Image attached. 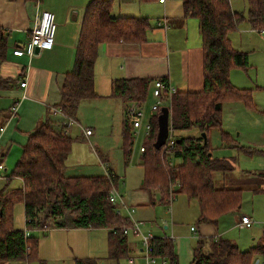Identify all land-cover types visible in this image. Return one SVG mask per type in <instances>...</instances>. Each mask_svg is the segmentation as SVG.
Returning <instances> with one entry per match:
<instances>
[{
	"label": "trees",
	"instance_id": "1",
	"mask_svg": "<svg viewBox=\"0 0 264 264\" xmlns=\"http://www.w3.org/2000/svg\"><path fill=\"white\" fill-rule=\"evenodd\" d=\"M37 4L40 0H27ZM112 0H91L85 8L75 48L73 68L65 76L61 99L55 110L62 117L74 119L77 108L84 100L96 97L94 92V64L102 44H141L151 28L150 20L136 17H113ZM183 18L198 22L202 52V90L175 92L169 106L164 105L150 115V131L143 138L140 155L143 168L142 189L162 195L168 203L170 193L183 194L199 208V224H216L218 220L241 208L242 189L215 188L214 172L231 171L226 160L213 158L206 136L210 129L220 128L222 106L228 102L250 104V93L236 90L230 82V72L245 68L247 54L232 48L229 35L242 22L257 32L264 29V0H247V16L233 11L228 0H183ZM7 36L0 29V59L6 54ZM152 79H119L112 82L111 96L124 102L146 100ZM162 110V112H160ZM165 110V113H163ZM51 112V110H50ZM166 114V115H165ZM8 115V114H7ZM164 115L170 133L196 129L198 137L177 136L173 155L180 164L169 166L166 158V140L159 141ZM6 116L0 111V117ZM165 118V117H164ZM1 125V124H0ZM226 138V135H222ZM123 159L129 161L133 139L123 131ZM73 140L64 125H55L46 118L39 121L28 134L20 159L10 179L21 180V187L0 190V264L31 260L38 254V239L24 235L13 227V210L22 204L26 229L37 226L35 215L44 207L50 208L52 218L65 214L72 217L69 223L76 229H106L108 264H119L129 255L128 217L119 215L117 207L109 201L111 184L104 176L68 177L65 161L71 152ZM114 180V179H113ZM114 184V182H113ZM176 189V190H175ZM45 236V234H44ZM153 255L165 259L167 264H178L173 242L167 238H151ZM264 254V235L260 243L247 251H240L228 240H214L206 244L199 237L189 264H252L256 254ZM75 264H105L99 259H75Z\"/></svg>",
	"mask_w": 264,
	"mask_h": 264
},
{
	"label": "crops",
	"instance_id": "2",
	"mask_svg": "<svg viewBox=\"0 0 264 264\" xmlns=\"http://www.w3.org/2000/svg\"><path fill=\"white\" fill-rule=\"evenodd\" d=\"M90 1L40 0L35 4L27 0H0V29L7 36L6 54L3 59H0V111L6 114L3 116V120L0 117V190L21 187V180L9 177L21 157L23 147L28 141V134L35 125L46 118H49L53 124L55 119H60L57 115L59 113L54 109L60 102V90L65 76L73 68L75 48L83 15ZM182 1L112 0L110 13L113 17L147 18L150 20L151 26L146 33V41L141 44H102L98 49V56L94 64V92L97 95L95 100L107 103V107L113 109V114L118 115L120 111L116 101L122 102L120 98L117 100L118 97L111 96V85L115 80L152 79L154 81L162 79L167 81L175 92H199L202 90V52L198 22L194 18H183ZM228 1L232 10L238 12L235 9L234 1ZM38 11H48L54 15L56 31L52 48L42 50L39 55L30 60L25 57L13 56L12 50L29 38ZM23 81L26 82V85L21 87L20 82ZM152 85L153 82L150 85L149 94L152 92ZM110 100L112 101L107 102ZM124 104L125 102L122 103L120 111L121 118H123ZM59 115L62 117L61 114ZM164 117H162L164 122L159 141H167L171 136L177 138L175 133L169 134L167 117L165 115ZM75 118L74 120H76ZM91 130L95 132L94 128ZM192 130L197 131L196 129ZM67 134L70 136L69 130ZM198 136L199 133L192 137ZM172 157L177 161V165L180 164L178 158H175L173 154ZM227 162L232 167L231 163ZM136 167L142 171L136 181L139 187L128 190L124 196L117 194L127 205L128 211L132 210L131 219L144 226L147 221L151 220L152 214L153 218L157 219L156 212H154L155 207L159 204L163 205V202L161 193H150L141 188L143 184L141 160L138 161ZM107 170L116 181L118 177L114 172L110 168ZM263 180L264 172L258 173L257 177L255 175L250 177V182H256L252 184L258 185L257 189H253L254 191L264 190L260 187L261 183H258ZM114 188L117 192L115 185ZM181 202L183 203L184 200ZM185 204V207L188 206L191 209L193 215L196 213L199 217V210L193 204L187 201ZM169 212L175 218L171 219L170 225L167 220L161 219V224L164 225L162 230L165 232L154 234L150 231L149 234L152 238L170 239L174 244L179 264H189L194 248L188 243L197 236L198 231L196 229L192 231L193 227H189L190 235H186L187 233L182 232L179 228L180 222L176 218V216L178 217L177 210L176 215L173 209H170ZM136 213L140 215L137 220L133 217V214L136 215ZM122 214L127 217L126 212L122 211ZM145 214L148 217H144ZM241 217L237 223L238 228H247L240 225ZM61 219L60 222L65 221L64 218ZM69 223L63 224L62 228L53 226L48 229V232L47 230L45 232L59 233V236L67 237L68 244L74 248V252L76 245L79 244L76 242V238L85 237V231L90 233V236H92V231L104 232L105 230L108 232L106 229H76ZM201 225L202 231H206L209 226V224ZM166 231L168 235H166ZM199 236L204 237L200 231ZM50 237L52 236L44 239L48 240ZM85 242L90 246L93 245V242L88 238H85ZM128 247L129 254L135 255L133 258H128V260L132 259V262L128 261V264H134L135 261L143 259L140 240L137 242L128 241ZM69 256L72 254L69 253Z\"/></svg>",
	"mask_w": 264,
	"mask_h": 264
},
{
	"label": "rangeland",
	"instance_id": "3",
	"mask_svg": "<svg viewBox=\"0 0 264 264\" xmlns=\"http://www.w3.org/2000/svg\"><path fill=\"white\" fill-rule=\"evenodd\" d=\"M233 1L235 9L246 18L247 0ZM229 39L233 49L247 54L246 67L234 69L230 72L231 85L236 90L249 91L251 100L249 105H245L242 101L224 103L220 128L209 130L207 144L213 158L227 160L233 168L231 171L214 172L212 175L214 187L243 189L241 208L224 215L216 224H209L207 230L202 231V225L198 223L199 217H197V214L193 215L191 209L188 206L185 207L187 201L199 210L197 203L190 201L183 194L175 193L171 199H168L167 204L156 205L154 212H156L157 219L155 220L152 214L151 220L147 221L146 225L140 226L143 235H148L150 231L154 234L165 232L162 230L164 225L161 224V219L167 220L170 225L171 219L175 218L169 212L170 209H173L175 215L177 210L179 218L177 216L176 218L180 222L179 228L182 232L185 231L186 235H190L189 227H193L198 231V233L196 232V239L194 238L188 243L193 248L200 237L199 231L204 237L206 236L207 245L218 239L228 240L240 250H248L258 245L264 235V190L254 191L253 189H257L258 185L252 184L256 182H250L251 176L255 175L257 177L258 173L264 172V33L253 30L245 21L231 32ZM96 97L84 100L79 104L75 115L77 121L73 119L75 123L68 129L73 144L67 162H65L64 173L75 177L103 176L105 175L103 165H105L118 177L113 182H115L117 193L124 196L128 190L139 187L136 181L142 171L136 165L140 160L139 149L143 141L142 132L139 131L138 136H133V129L130 124L125 122V111L123 118H121L120 111L122 103H124L121 97L112 96L114 98L118 97L117 100L119 98L122 100L121 103L116 101L120 109L118 115L113 114V109L108 108L107 103L95 100ZM153 102L154 98L149 94L143 104L144 125L149 122L150 106ZM127 105L128 102H125L124 110ZM163 113H165V110H163ZM57 115L60 119H55L54 124L63 125L65 119L59 114ZM82 127L94 128L95 132L92 131V136L87 139L81 131ZM125 129L128 130L133 139L132 151L127 163L123 159V131ZM174 133L177 136L192 137L196 136L198 131L189 130ZM223 134L226 135V138H223ZM166 158L167 161L172 162L173 166L177 165V161L171 153L166 154ZM258 183H261L260 187L264 188V180ZM181 200H184V202L182 203ZM49 209V207H44L42 210L37 211V214L39 213L38 217L37 214L35 215L38 219V222H36L37 227L47 226L50 229L58 222V219L54 220L52 218L51 213L48 212ZM243 215L252 218L254 223L251 227L238 228L237 223ZM138 216H140L138 213L133 214L136 220ZM144 217L148 216L145 214ZM64 219L65 221L62 222L65 224L72 221V217H69L68 214H65ZM25 222L23 205L18 203L14 206L13 212L14 229L24 231L26 229ZM29 232L39 242L40 247L36 258L28 261H12L8 264H75V259L85 258H95L105 264L109 263L107 260V232L105 230L104 232L92 231V236L85 231V237L76 238V242L79 244L76 245L75 252L74 248L68 244L67 237L59 236V233H46L45 230L39 229H32ZM50 235L52 237L48 240L44 239ZM166 235H168L167 231ZM85 238L90 239L93 245L86 244ZM138 240L141 242L139 234L131 233L128 235L129 242H137ZM69 253L72 256H69ZM130 257L133 258L135 255L129 254L127 257L120 259L119 264H128V261L131 263L132 259H130L131 261L128 260ZM256 262L264 264V254H256L252 259V264H256ZM160 263V260H156V264ZM134 264H146V262L141 259L135 261Z\"/></svg>",
	"mask_w": 264,
	"mask_h": 264
},
{
	"label": "built area",
	"instance_id": "4",
	"mask_svg": "<svg viewBox=\"0 0 264 264\" xmlns=\"http://www.w3.org/2000/svg\"><path fill=\"white\" fill-rule=\"evenodd\" d=\"M56 31V25L54 20V15L51 12L48 11H38V14L36 16L34 27L31 30L29 38L23 42L22 44L18 45L15 49L12 50V55L16 57H25L28 60L36 57L39 55V53L44 49H51L54 44V36ZM261 33H264V29L260 30ZM26 85V82H20V86L24 87ZM175 93V90L170 86V84L162 79H156L153 81L152 85V92L151 95L154 98L153 104L150 106V115L154 114L158 109H160L162 106L167 105L169 106L170 97L172 94ZM145 103H139V102H130L128 103L125 111V122L130 124L131 128L134 130L133 136H138L139 131L142 132V137L144 138L146 135H148L150 131V123L143 124V119L145 117V113L143 111V104ZM15 110V108H13ZM54 111H56L54 109ZM57 112V111H56ZM59 113V112H58ZM60 114V113H59ZM75 123V121L71 118L65 117L64 126L66 131ZM83 135L88 139L92 135V130L89 128H81ZM176 144V138L171 136L167 140V144L165 147L166 153H173L174 147ZM140 153L143 152V147L141 146L139 149ZM169 166H173L172 162L168 161ZM105 168V176L108 178L111 184V190L109 192V201L114 204L117 209L116 212L119 215H123L122 211L126 212L127 217L131 221V225L129 227L123 228V233L125 235H129L131 233L133 234H139L141 238V247H142V256L145 260L146 264H156V260L159 258L154 256V249L150 243L151 235H143L140 231V226L142 223L136 222L131 219V212L128 211V207L125 204V202L119 197L117 194L113 179L114 176L108 172L105 165H103ZM173 197V194L170 193L169 199ZM118 205V206H117ZM48 211V210H47ZM50 213V209L48 211ZM39 216V213L37 214V217ZM35 222H38V219L35 218ZM252 219L248 216H242L240 220V225L242 227H250L252 225ZM33 229H39V230H48L49 227L47 226H41V227H34ZM194 230L193 228L191 229ZM29 229L24 230V235L29 236L30 232ZM141 234V235H140ZM131 261V260H130ZM160 264H167V262L164 259L160 260Z\"/></svg>",
	"mask_w": 264,
	"mask_h": 264
},
{
	"label": "water",
	"instance_id": "5",
	"mask_svg": "<svg viewBox=\"0 0 264 264\" xmlns=\"http://www.w3.org/2000/svg\"><path fill=\"white\" fill-rule=\"evenodd\" d=\"M165 115H166V114H165ZM201 137H202V139H203V142L206 143V142H207V136H206V134H205V133H202V134H201Z\"/></svg>",
	"mask_w": 264,
	"mask_h": 264
}]
</instances>
